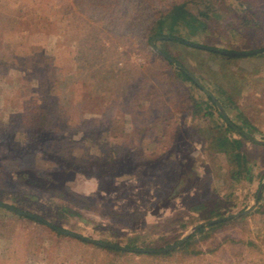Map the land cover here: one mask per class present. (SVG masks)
Segmentation results:
<instances>
[{
	"label": "rangeland",
	"instance_id": "1",
	"mask_svg": "<svg viewBox=\"0 0 264 264\" xmlns=\"http://www.w3.org/2000/svg\"><path fill=\"white\" fill-rule=\"evenodd\" d=\"M178 1L0 0V201L48 223L21 218L0 206V264H264V176L258 180L264 173V146L255 144L264 143L249 138L244 143L251 181L242 179L229 188L221 161H210L202 148L206 135L198 129H206L209 122L203 114H192V98L200 93L176 77V64L159 54L162 48L180 60L220 103L215 84L228 85L223 72H231L229 79L238 88L234 99L249 123L231 108L224 109L226 116L248 136L264 141V0H212L206 31L190 35L177 27L166 37L176 42L162 43L154 36L156 20ZM164 26L167 34L168 23ZM199 46L244 54L226 60ZM254 50L262 51L247 53ZM41 109L50 122L35 130L25 127L31 120L35 124L37 116L41 121ZM29 127L28 137L19 134L18 129L26 132ZM8 137L14 141L6 147ZM172 143L171 161H190L187 168L194 166L196 174L160 203L152 196L157 193L154 183L140 174L112 180L71 169L52 172L56 153L78 162L108 159L130 149L149 158ZM8 157L18 159L16 166L27 169L28 179L17 173L8 178L13 172L12 167L5 170ZM208 172L223 216L251 207L260 187L258 200L263 198L249 213L227 218L235 221L187 249L178 246L166 250L170 254H154L165 252L162 246L179 241L199 223L180 230L167 228L165 221L194 217L188 204L199 199L200 180ZM45 173L55 183L31 179ZM143 209L146 213L137 221L123 217ZM50 228L123 247L134 240L139 245L134 249L152 251L116 253L67 233L56 235Z\"/></svg>",
	"mask_w": 264,
	"mask_h": 264
},
{
	"label": "trees",
	"instance_id": "2",
	"mask_svg": "<svg viewBox=\"0 0 264 264\" xmlns=\"http://www.w3.org/2000/svg\"><path fill=\"white\" fill-rule=\"evenodd\" d=\"M212 0H181L178 2H172L169 5V8L165 12H161L159 14L158 19L156 20L155 24V33L154 36H163L159 39L160 42L166 43V42H176L173 39L166 38L167 36H171L169 34H173L176 32L177 27H183L190 35H196L198 33H202L206 31L207 24L206 19L207 15L210 11L213 10V3ZM204 6L203 10L199 8V6ZM195 8V10H193ZM168 23L167 30L168 33L166 34L162 30L164 29V25ZM6 43L5 40H2V44L4 45ZM186 47L190 48H196L194 46H189V44ZM4 47L0 45V52H2ZM160 51L164 52L162 48H159ZM210 54L219 56L226 60H231L234 58L242 57L241 54H239L238 49H230L228 53L224 52H218V51H208ZM4 55V54H1ZM0 55V56H1ZM252 56H257L253 54ZM3 58V57H1ZM165 59V58H164ZM177 61V64L175 66V76L180 78L182 81L189 84V86L195 88L200 95L193 97L192 102V114L194 116H200L203 114L204 117H207L209 124L206 126V129L199 128L198 130L200 132H204L206 136H204L203 140L205 142V146H202L206 155L208 156L210 161H213L214 159H218L221 161L223 166L225 167L224 173L228 175L229 178V185L228 187L231 188L234 183H238L242 179L251 181V176L249 175V168H248V159L246 157L245 151L243 150L244 143L245 142H251L248 140L246 136H244L242 133L237 132L234 130L233 127L228 125L224 118L222 117L219 109L217 108L215 102L213 99L208 96L206 93L203 92L202 88H200L197 83L194 82V80L189 77L181 68L182 64L180 65L177 58H174ZM169 64L171 63L167 59H165ZM184 65V64H183ZM184 67V66H183ZM188 71V69H187ZM231 71V69H230ZM192 72V71H191ZM230 74L231 72H223V75L226 77V82L229 84L226 86H221L218 84H215L217 87V90H214L217 94V96L221 99V104L226 108H231L234 110H237V115L242 117L245 123H249L248 119L244 116L243 112L240 111L238 108L233 93L238 92V88H236L235 85H233V81L230 80ZM205 98V99H204ZM41 121H38V116L33 118L37 122L34 124V120H31V123L25 122L28 128L29 125L33 126L34 130L41 128L44 124L49 123L50 120H47L46 118V110L41 109ZM214 114H216L217 118H214ZM36 125V126H35ZM151 129V127H154V122L146 125V129ZM239 129H242L241 126L237 125ZM30 128L25 132V129H18L20 135H24V137H28V131ZM142 131L141 128H139V132ZM141 133V132H140ZM143 133V132H142ZM157 133V135H156ZM36 134H40L38 130H36ZM38 135H35L34 137L37 139L39 137ZM155 135L158 136L157 130H155ZM2 141V140H1ZM4 141V140H3ZM13 138L8 137L7 140L4 142L6 147H9V145L12 144ZM54 142L56 140H53ZM45 142H40L41 147L45 145ZM201 143V142H200ZM47 144V142H46ZM258 146H264V144H258L255 143ZM174 144L172 143L170 146H167L163 150V152H156L155 154L150 155L149 158H144L141 155H137L133 153L130 149L123 150L122 154L119 156H111L108 159H103L100 157H89L86 159H81L80 161H74L69 160L67 157L62 153H56L57 155H53V157H56V164L55 168H53L52 172L57 175V173L62 171H68V170H75V172H78L84 176H92L96 173L108 178V179H115V180H121V179H128L131 177H134L136 175H142V179L149 180L151 183H154L155 188L157 190V193H153V197L157 199V203H160V200L163 201L166 197H171L173 193H177L179 191V188L182 187V185L187 186L190 179L194 178V174H196V168L191 167L187 168V164L190 162L186 159H180L178 161H171V152L173 153L174 148H172ZM56 147V146H55ZM50 148V147H49ZM9 161L8 167L5 170L13 171L9 174L8 178L11 179V177L14 176V173L20 174L22 179H28V172L27 169L24 167L18 168L16 165H19L20 162H18L17 158L14 157H8ZM14 166V167H13ZM18 170H14V168ZM150 176H153V178H150ZM263 175L259 176V183L261 182ZM33 181L37 182H51L55 183L56 179H52V176L50 174H42L39 176H31ZM192 177V178H191ZM212 180L211 172L205 173L204 177L200 180V191L198 193L199 198L197 201L196 199L192 200L190 204H188V212L193 213L194 217H190L189 219L185 218H179L174 217L167 219L166 227H175L180 230H186L187 228L191 227L192 225L202 221V220H211L214 217H221L223 216V213L219 210V207H221L220 199L215 194V188H210L208 183H210ZM219 180V179H218ZM31 181V180H30ZM207 185V186H206ZM233 189V188H232ZM230 189V190H232ZM1 193V190H0ZM55 193L59 194L60 196L62 194L58 193V190L55 191ZM263 198V196H260L259 200ZM168 200V199H167ZM195 201V202H194ZM11 206H15L14 204H11ZM260 206L255 208L258 209ZM158 208V207H157ZM159 209V208H158ZM244 209V208H243ZM62 212L73 215L76 214V212L70 211L67 208H62ZM146 211L143 210H134L133 212L123 214V217L125 219L131 220L134 218V220L140 219L141 216H144ZM21 218H26L29 220H32L38 224H43L41 221L36 220L32 217L27 216H19ZM235 220L231 219H225L218 222H215L213 224L207 225V226H201L197 229H195L193 232H191L185 239V241L180 245L179 249H187V247L194 244L195 241L199 239H206L208 238L217 228L221 227L222 225L230 224L234 222ZM51 231H53L56 235L63 236L62 233H60L57 230H54L53 228H50ZM72 238V237H70ZM80 242L84 244L92 245L96 248H102L107 249L112 252L116 253H126L125 250H121L118 248H112V247H104L97 243H90L83 240H79ZM177 239H174L172 242H167L166 245L162 246L161 248H164L166 246H169L173 242H177ZM136 242L134 240H131L130 243H127L124 245L125 248H138L139 245L135 244ZM115 244V243H114ZM151 249V248H146ZM196 254L200 253V250L194 251ZM136 254H139V252H135ZM147 253V252H146ZM171 251H165L161 253H154V254H170ZM151 254V253H149Z\"/></svg>",
	"mask_w": 264,
	"mask_h": 264
},
{
	"label": "water",
	"instance_id": "3",
	"mask_svg": "<svg viewBox=\"0 0 264 264\" xmlns=\"http://www.w3.org/2000/svg\"><path fill=\"white\" fill-rule=\"evenodd\" d=\"M157 37H158V38H161V37H163V36H157ZM175 39H176L177 41H182V42L185 43V44L196 45V44H193V43H190V42H187V41H183V40L178 39V38H175ZM199 47L206 48V49H211V50L218 51V52L228 53L227 50L216 49V48H208V47H204V46H199ZM261 51H262V50H254V51L247 52V53H248V54H249V53H259V52H261ZM159 54H160L162 57L166 58L168 61H170V62H172V63H174V64H177V62H176L173 58L169 57V56L166 55L165 53L159 52ZM239 54H244V53H243V52H239ZM180 68H181V69H182V70H183V71H184L189 77H191V78L194 80V82L197 83V85H198L200 88H202V90H203L204 93H206L208 96H210V97L213 99V101L215 102L217 108L219 109V111H220L222 117L224 118V120L226 121V123H227L228 125H230L231 127H233L235 131L242 133L244 136H246V137L249 138L250 140H252V141H254V142H263V143H264V141H260V140H257V139L252 138L251 136H248L245 132H243V131H242L241 129H239L237 126H235L234 124H232V123L229 121V119L227 118L226 113H225V110H224L223 106L221 105V103H220V102H219V101H218V100H217V99H216V98H215V97H214V96H213V95H212V94H211V93L205 88V87L202 86V84L200 83V81H199V80H198L193 74H191L189 71H187V70H186L184 67H182V66H180ZM260 191H261V187H260V189H259L258 192H257V195H256V197H255V200H254V202H253V205H252L251 207L247 208L246 210H243V211H241V212H239V213H236V214H233V215H231V216H223V217L215 218V219H212L211 221H208V222H199L198 224H196V225H194V226H192V227L190 228V232H193L195 229H197V228H199V227H201V226L210 225V224H213V223H215V222H218V221H221V220H225V219H227V218L236 217V216H239V215H244V214L249 213V212L253 209V207L255 206V204H256V202H257V200H258V197H259ZM0 206L3 207V208H5V209H7V210H9L10 212H13V213H16V214H20V215H23V216H27V217H32V218H34V219H36V220H39V221H41V222H44V223L48 224V223H47L46 221H44L42 218H40V217H38V216H36V215L30 214V213H28V212H25V211L19 210V209L15 208V207H13V206H11V205L5 203V202H1V201H0ZM56 230H58L59 232H62V233L70 234V235H72V236H74V237H76V238H79V239H82V240H85V241L95 242V243H97V244H101V245H104V246H110V247H113V248L124 249V250H129V251H152V250H143V249L125 248V247H123V246H119V245H113V244L102 243V242L94 241V240H92V239H89V238L83 237V236H81V235H79V234L71 233V232H68V231H65V230H62V229H59V228H56ZM190 232H189V233H190ZM188 235H189V234H187L186 236H184L183 238H181V239H180L178 242H176L175 244L170 245V246H168V247H166V248H163V249H161L160 251L172 250V249H174V248L180 246V245L185 241V239H186V237H187Z\"/></svg>",
	"mask_w": 264,
	"mask_h": 264
}]
</instances>
